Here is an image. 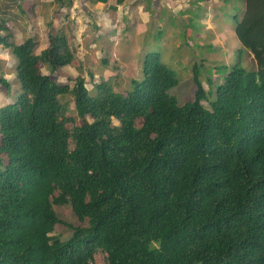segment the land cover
Masks as SVG:
<instances>
[{"label": "trees", "instance_id": "16d2710c", "mask_svg": "<svg viewBox=\"0 0 264 264\" xmlns=\"http://www.w3.org/2000/svg\"><path fill=\"white\" fill-rule=\"evenodd\" d=\"M242 1L235 32L257 69L216 65L223 81L208 70L206 90L195 64V98L184 104L159 52L145 55L126 94L107 81L94 92L82 76L71 87L43 73L35 38L11 41L0 16L21 83L0 107V264H92L98 249L106 264H264V0ZM49 37L53 73L72 55L64 32ZM64 94L82 118L72 130ZM54 204L88 225L51 236L66 223Z\"/></svg>", "mask_w": 264, "mask_h": 264}, {"label": "rangeland", "instance_id": "374dc122", "mask_svg": "<svg viewBox=\"0 0 264 264\" xmlns=\"http://www.w3.org/2000/svg\"><path fill=\"white\" fill-rule=\"evenodd\" d=\"M72 2L68 6L56 0H0V16L8 19L10 40L18 42L34 37L37 41L34 52L42 72L71 87L76 78L82 76L94 92L97 84L107 81L114 91L126 94L132 80L143 77V59L152 51L159 52L173 69L179 83L170 92L181 104L195 98V64H203L201 77L206 90L209 88L208 70L212 69L211 75L217 82L223 81L222 75L215 71L216 65L232 66L241 62L249 70L257 69L254 55L242 46L235 32L234 16L242 12V0H134L107 13L106 8L94 9L103 12L91 15L83 8V0ZM58 32L67 35L72 56L69 64L52 73L43 52L49 46L50 33ZM0 57H3L0 58V77L7 78L11 85L8 91L0 84L2 107L20 96L21 83L11 49L1 45ZM59 102L62 116L75 119L67 126L72 130L80 125L82 118L76 113L73 95H61ZM113 122L117 126L121 124L117 118ZM54 209L66 223L56 225L50 234L53 237L69 238L73 229L67 223L88 225L69 204H54ZM107 255L98 249L92 264H106Z\"/></svg>", "mask_w": 264, "mask_h": 264}, {"label": "crops", "instance_id": "0c3cea01", "mask_svg": "<svg viewBox=\"0 0 264 264\" xmlns=\"http://www.w3.org/2000/svg\"><path fill=\"white\" fill-rule=\"evenodd\" d=\"M40 1H44V0H40ZM134 0H126L124 3L122 4H118V0H108L107 2H100V1H96L94 2L93 0H83V8H85V10H87L88 14H96L99 12H103V11H94V9H103L106 8V13L110 12L112 10H119L121 7L129 4V2H133ZM156 1V0H155ZM132 8H136V6L134 7L133 5L131 6ZM146 8V7H145ZM21 28H23V25H20ZM24 40V39H23ZM23 40L18 41L17 43H21ZM2 44H0L1 47ZM12 53V51H11ZM1 59H3V57H0Z\"/></svg>", "mask_w": 264, "mask_h": 264}]
</instances>
